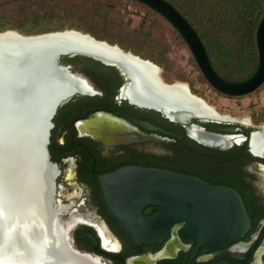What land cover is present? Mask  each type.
Instances as JSON below:
<instances>
[{
    "label": "water",
    "instance_id": "95a60500",
    "mask_svg": "<svg viewBox=\"0 0 264 264\" xmlns=\"http://www.w3.org/2000/svg\"><path fill=\"white\" fill-rule=\"evenodd\" d=\"M135 1L147 5L176 28L202 75L218 92L240 97L264 84V16L256 31L259 58L256 71L247 79L230 81L214 70L198 33L173 5L166 0ZM77 56L117 69L125 79L120 88L121 99L186 125L191 139L224 150L247 142L249 152L264 159V123L231 122L252 129L248 136L236 134L238 127L213 133L192 124L193 119L225 121L191 108V104L200 101L193 98L189 84L174 88L175 82H164L161 68L149 59L77 29L39 34H24L15 29L1 31L0 264H83V257L93 261L73 245L76 222L61 219L65 210L56 198L59 169L52 162L49 149L59 108L76 96L99 94L85 76L65 62ZM150 64L159 70L155 71ZM82 85L88 89H82ZM89 111L95 110L85 111L83 118ZM127 119L151 132L170 134L147 122ZM123 127L126 126L121 120L106 113L87 121L83 130L107 144L138 140ZM99 182L104 201L136 244L161 243L173 223L184 220L189 234L200 245L218 248L240 238L250 225L239 192L199 176L129 165L101 175ZM150 207L161 210L146 217L144 210Z\"/></svg>",
    "mask_w": 264,
    "mask_h": 264
},
{
    "label": "flooded vegetation",
    "instance_id": "af4514ba",
    "mask_svg": "<svg viewBox=\"0 0 264 264\" xmlns=\"http://www.w3.org/2000/svg\"><path fill=\"white\" fill-rule=\"evenodd\" d=\"M66 63L99 91L95 96H76L59 108L49 146L51 160L59 169L56 198L65 210L61 219L76 222L72 233L75 249L95 264H264V159L242 150L247 142L225 150L201 144L188 136L186 125L121 99L119 93L125 79L113 67L80 56L67 58ZM90 67L106 79L96 83L85 73ZM110 91H115L112 99ZM91 109L95 111L83 118V113ZM106 113L121 120L126 126L123 128L138 140L107 144L86 134L83 129L87 121ZM121 114L126 117H120ZM127 118L147 122L170 134L151 132ZM192 124L213 133L231 127H238L236 134L246 136L252 131L231 122L193 119ZM185 147L203 153L199 160L212 165L196 176L239 192L250 218L249 227L234 242L207 248L189 234L188 223L182 220L173 223L161 243L136 244L104 201L99 177L124 166L141 165L136 163L140 160L161 162L175 156L176 148ZM160 210L146 208L144 215L150 217Z\"/></svg>",
    "mask_w": 264,
    "mask_h": 264
},
{
    "label": "trees",
    "instance_id": "16d2710c",
    "mask_svg": "<svg viewBox=\"0 0 264 264\" xmlns=\"http://www.w3.org/2000/svg\"><path fill=\"white\" fill-rule=\"evenodd\" d=\"M18 3L32 2L27 10L16 11L17 25H10L6 17L0 16V32L7 29H18L25 34H39L50 31L64 30L66 27H78L89 32L99 40L115 42L126 51H131L144 59H149L158 65L165 58L166 50L158 43L163 33L155 26L160 20L166 27V33L173 31L175 38L186 45L183 37L163 16L135 0H73L74 4L83 3L86 9L76 14L77 21L71 18L72 12H59L65 4L58 0H16ZM68 1V0H67ZM173 5L193 26L201 38L214 70L224 79L240 81L249 78L256 71L259 58L256 45V31L264 16V0H166ZM123 2L133 4L141 9L142 24L138 29L116 30L115 37L108 32L112 31L107 23L108 15L117 12ZM116 19L112 20L115 21ZM158 20V21H157ZM106 24L103 27L98 23ZM116 22H121L118 19ZM148 23L150 25L148 26ZM148 28L146 29V27ZM196 64L195 60L193 59ZM197 65V64H196ZM86 74L99 83L106 78L98 74L97 70L90 67ZM204 82L206 80L200 74ZM166 81L168 75L164 74ZM178 79L185 80L183 75ZM257 91V90H256ZM115 91H110L109 97L113 98ZM227 96V95H226ZM232 97V96H227ZM167 124V120H163ZM248 154V145L241 148ZM175 156L161 162L140 160L136 162L144 166H154L169 169L190 175L200 174L212 166L199 160L203 153L191 147L175 149ZM201 153V154H200ZM207 160V156H206ZM201 178V177H200Z\"/></svg>",
    "mask_w": 264,
    "mask_h": 264
},
{
    "label": "rangeland",
    "instance_id": "374dc122",
    "mask_svg": "<svg viewBox=\"0 0 264 264\" xmlns=\"http://www.w3.org/2000/svg\"><path fill=\"white\" fill-rule=\"evenodd\" d=\"M58 1L65 4V7L62 10H59V12H72L70 13V16L73 21L74 19L75 21H77V13H82L83 10L86 9L85 7H83V3L74 4L78 1L72 0L74 3L71 0ZM121 5L122 6L118 9L117 12H111L108 15V21L110 20V23H107V25H115L110 28L112 31L108 32L111 37H115L114 34L116 33V30H122L127 27L129 29H138L142 24L143 14H141L142 11L139 7H135L133 4L126 2H123ZM31 6V1L20 4L16 0H0V16L6 17L8 21H10V25H17V22L15 20L16 11H29L28 9H30ZM114 19L116 20L112 21ZM118 19H120L121 22H116ZM77 23L79 22L77 21ZM104 24H106V21L103 22V24L98 23L97 26L103 27ZM157 24L158 25H156L155 27L164 35L161 37V39L158 40V43H160L163 46V50H166L167 52L165 53V58L162 60L161 64H156L161 68L163 76L164 74L168 75L169 79L167 80V82L173 83L176 81H180L189 84L195 94L206 99L221 113L228 114L237 118L251 117L253 122L258 125L264 123V84L257 91L249 95L240 97H227L225 94L218 92L207 82L205 78L204 79L206 80V82H204L201 78V70L187 44L184 45L180 40H177L173 31L166 33L165 30L163 32V29L166 27V25H164L160 20ZM149 25L150 23H148V26ZM148 26L146 27V29L148 28ZM113 28L118 29L113 30ZM66 29H77L84 33H89L85 30L78 29L77 26H67ZM15 30L19 31L18 29ZM107 42L110 44H117L115 42ZM193 59L195 60L197 65L194 63ZM66 60L67 59H65V62ZM181 75H183V77L185 78L184 81L178 79V77Z\"/></svg>",
    "mask_w": 264,
    "mask_h": 264
},
{
    "label": "bare ground",
    "instance_id": "6f19581e",
    "mask_svg": "<svg viewBox=\"0 0 264 264\" xmlns=\"http://www.w3.org/2000/svg\"><path fill=\"white\" fill-rule=\"evenodd\" d=\"M12 34H16V33H12ZM118 47H120V46H118ZM121 49H123V48H121ZM140 58H142V57L140 56ZM144 60H146V59H144ZM150 66H151V64H150ZM151 68L154 69L155 71L159 70L154 65H152ZM160 74H161L160 76L163 78L164 82H167L161 71H160ZM79 80L81 82L83 81V79H79ZM173 84H174V86H173L174 88L183 87V86L186 87V84L181 83V82H175ZM83 88L88 89L85 85H82V89ZM189 88H190L191 94H192L193 98L196 100V102L200 101L196 104L190 105V107L193 108L194 110H196L198 113L210 116L211 118H214L215 120H220V121H225V122H239V123L244 124V125H254V123L250 120V118H237V117H233V116L228 115V114L221 113L214 105L210 104L206 99H204L202 97L200 98L199 95L195 94L190 86H189ZM23 260H18L16 262H22ZM83 264H95V261H91V260L83 257Z\"/></svg>",
    "mask_w": 264,
    "mask_h": 264
}]
</instances>
